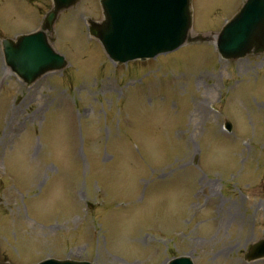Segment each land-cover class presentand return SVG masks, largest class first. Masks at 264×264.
Wrapping results in <instances>:
<instances>
[{
    "label": "rangeland",
    "instance_id": "374dc122",
    "mask_svg": "<svg viewBox=\"0 0 264 264\" xmlns=\"http://www.w3.org/2000/svg\"><path fill=\"white\" fill-rule=\"evenodd\" d=\"M244 2L194 0V29L212 35ZM51 6L0 0V259L264 264L244 259L264 236V53L191 42L118 64L88 32L100 1L80 0L55 25L70 64L27 85L2 38Z\"/></svg>",
    "mask_w": 264,
    "mask_h": 264
},
{
    "label": "water",
    "instance_id": "95a60500",
    "mask_svg": "<svg viewBox=\"0 0 264 264\" xmlns=\"http://www.w3.org/2000/svg\"><path fill=\"white\" fill-rule=\"evenodd\" d=\"M79 0H53L42 27L3 39L8 64L28 84L50 70L68 64L53 46L54 24L60 12ZM103 19L90 18V32L119 62L147 58L177 48L192 40H204V34L192 35V0H100ZM216 48L224 58H239L264 51V0H245L238 12L218 33ZM229 128L232 127L227 122ZM264 255V239L249 246L247 258ZM0 264H13L1 261ZM36 264H96L89 260L46 258ZM169 264H195L190 255L170 260Z\"/></svg>",
    "mask_w": 264,
    "mask_h": 264
}]
</instances>
